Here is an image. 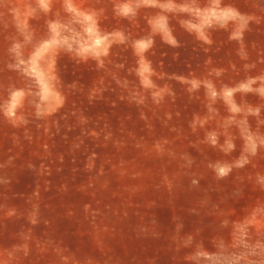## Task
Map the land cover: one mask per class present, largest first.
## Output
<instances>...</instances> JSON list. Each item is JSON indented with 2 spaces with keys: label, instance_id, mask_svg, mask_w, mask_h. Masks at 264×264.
Here are the masks:
<instances>
[{
  "label": "rangeland",
  "instance_id": "1",
  "mask_svg": "<svg viewBox=\"0 0 264 264\" xmlns=\"http://www.w3.org/2000/svg\"><path fill=\"white\" fill-rule=\"evenodd\" d=\"M137 5L0 0V264H264V86L138 47Z\"/></svg>",
  "mask_w": 264,
  "mask_h": 264
},
{
  "label": "crops",
  "instance_id": "2",
  "mask_svg": "<svg viewBox=\"0 0 264 264\" xmlns=\"http://www.w3.org/2000/svg\"><path fill=\"white\" fill-rule=\"evenodd\" d=\"M93 1L101 5V9L90 8L93 15L106 16L104 6L109 0ZM113 1L122 15L132 0ZM137 4L143 21L131 38L138 47L147 41L148 47L161 48L168 59L164 63L169 64H195L202 58V49L210 48L214 65L224 66L217 68V80L225 88H247L260 81L264 86V0H137ZM203 13L209 20L207 44L202 36Z\"/></svg>",
  "mask_w": 264,
  "mask_h": 264
}]
</instances>
